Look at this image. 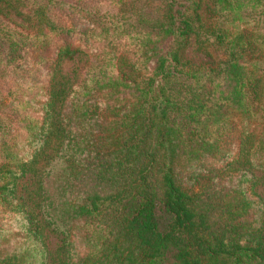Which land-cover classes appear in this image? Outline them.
Segmentation results:
<instances>
[{"label":"trees","instance_id":"16d2710c","mask_svg":"<svg viewBox=\"0 0 264 264\" xmlns=\"http://www.w3.org/2000/svg\"><path fill=\"white\" fill-rule=\"evenodd\" d=\"M56 136L66 264H264V0H0V264H46Z\"/></svg>","mask_w":264,"mask_h":264},{"label":"rangeland","instance_id":"374dc122","mask_svg":"<svg viewBox=\"0 0 264 264\" xmlns=\"http://www.w3.org/2000/svg\"><path fill=\"white\" fill-rule=\"evenodd\" d=\"M17 20L21 21L19 18ZM185 57L201 62L205 61V56L201 52H196L192 46L185 51ZM83 57L76 55L73 59H65L61 64V75L66 80L74 75V70L82 63ZM59 145L58 137H53L46 149L38 157L37 162L33 165L29 173L19 180L17 201L22 202L24 207L31 212L41 227V235L47 246L46 264H66L67 252L63 237L48 225L40 214V192L39 179L42 171L45 169L48 159L55 153ZM50 157V158H49ZM257 191L264 197V184L257 186Z\"/></svg>","mask_w":264,"mask_h":264}]
</instances>
